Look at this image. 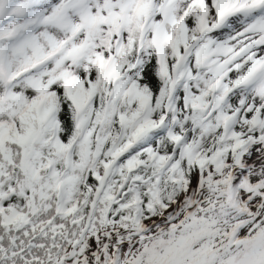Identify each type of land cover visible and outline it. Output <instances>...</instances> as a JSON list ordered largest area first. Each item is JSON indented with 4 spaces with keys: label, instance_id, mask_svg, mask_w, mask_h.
<instances>
[{
    "label": "snow or ice",
    "instance_id": "6c2138e0",
    "mask_svg": "<svg viewBox=\"0 0 264 264\" xmlns=\"http://www.w3.org/2000/svg\"><path fill=\"white\" fill-rule=\"evenodd\" d=\"M0 264H264V0H0Z\"/></svg>",
    "mask_w": 264,
    "mask_h": 264
}]
</instances>
